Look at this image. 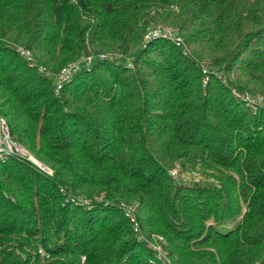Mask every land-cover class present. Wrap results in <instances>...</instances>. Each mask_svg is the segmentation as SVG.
<instances>
[{"label": "trees", "instance_id": "16d2710c", "mask_svg": "<svg viewBox=\"0 0 264 264\" xmlns=\"http://www.w3.org/2000/svg\"><path fill=\"white\" fill-rule=\"evenodd\" d=\"M0 116V264H264V0H0Z\"/></svg>", "mask_w": 264, "mask_h": 264}, {"label": "built area", "instance_id": "2783aa9c", "mask_svg": "<svg viewBox=\"0 0 264 264\" xmlns=\"http://www.w3.org/2000/svg\"><path fill=\"white\" fill-rule=\"evenodd\" d=\"M157 38H164L168 39L170 41L175 42L177 45L180 46L181 48V53L183 55L188 54V48L186 47L185 43L182 41V39L175 34V32L166 27H154L150 28L143 36V41L148 42L149 40L152 39H157ZM16 51L27 61L28 65L33 66L36 64L33 60L32 53L30 50L22 47V46H16ZM107 59L108 55L105 53H101L98 55H89L81 58L79 61L75 63L68 64L64 67H62L57 73H53L49 70L44 69L43 66H38V70L43 72L44 75L48 77H53L54 79V84H55V92L59 90L61 85L69 80V78L72 76V74L78 70L81 66H88V64L95 59ZM203 80H207V77H204ZM248 103H250L252 106L253 105H262L263 100L261 96H245L244 97ZM17 156L20 158H25L32 162L35 166L40 168L42 171H44L47 174H52V170L42 164L38 159H36L31 152H29L22 144H20L15 138L12 137L10 134L9 130V125L7 120L0 116V163H4L7 160H9L11 157ZM170 174L172 176H175L176 170L173 169L170 171ZM62 193H64V190L60 188ZM122 212L123 215L128 219V221L131 223L134 232L139 234V223L137 219V214H136V204H130V203H122ZM158 237V236H157ZM160 237V236H159ZM138 238L141 240L143 239L142 236H138ZM161 238V237H160ZM155 240H145V245L147 248L150 250L154 251V254L157 258L162 257L161 253V247L160 245L156 244L154 242ZM161 241L163 242L162 238ZM35 253L38 255L39 259L42 261L46 257H48L47 253L41 246H37V249Z\"/></svg>", "mask_w": 264, "mask_h": 264}, {"label": "rangeland", "instance_id": "374dc122", "mask_svg": "<svg viewBox=\"0 0 264 264\" xmlns=\"http://www.w3.org/2000/svg\"><path fill=\"white\" fill-rule=\"evenodd\" d=\"M254 97V96H253ZM256 98V97H255ZM32 154V153H31ZM183 177L184 178H188L189 177V174L188 173H184L183 174ZM63 190H65V189H63ZM66 192V195L65 196H67V194H69L67 191H64V193ZM64 200H66L67 201V199L65 198ZM237 219H235V220H231V221H228V222H226L225 223V226L227 227V228H233L235 225H236V223H237ZM153 240H155L154 242L156 243V244H158V245H160L161 244V238L158 236V237H156V238H153ZM161 247V246H160ZM161 249V248H160Z\"/></svg>", "mask_w": 264, "mask_h": 264}]
</instances>
